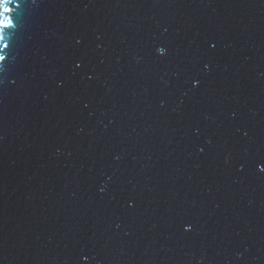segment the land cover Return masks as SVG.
Instances as JSON below:
<instances>
[{"label":"water","instance_id":"water-1","mask_svg":"<svg viewBox=\"0 0 264 264\" xmlns=\"http://www.w3.org/2000/svg\"><path fill=\"white\" fill-rule=\"evenodd\" d=\"M19 2L0 264H264V0Z\"/></svg>","mask_w":264,"mask_h":264},{"label":"snow or ice","instance_id":"snow-or-ice-1","mask_svg":"<svg viewBox=\"0 0 264 264\" xmlns=\"http://www.w3.org/2000/svg\"><path fill=\"white\" fill-rule=\"evenodd\" d=\"M20 7L19 0H0V61L6 60L3 52L10 47L11 38L19 28L20 14L16 10ZM157 51L160 56L166 54V50L162 48Z\"/></svg>","mask_w":264,"mask_h":264}]
</instances>
